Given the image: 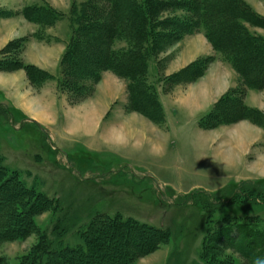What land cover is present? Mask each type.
<instances>
[{
	"label": "rangeland",
	"instance_id": "374dc122",
	"mask_svg": "<svg viewBox=\"0 0 264 264\" xmlns=\"http://www.w3.org/2000/svg\"><path fill=\"white\" fill-rule=\"evenodd\" d=\"M33 1L0 0V264H66L72 256L91 264H253L241 249L247 234L234 240L242 227L255 235L264 232V64L249 69L246 82L207 32L228 27L264 39L263 22L216 11L242 5L264 19V0H207L213 28L198 12L201 0H55L62 39L66 33L68 38L58 48L60 61L45 70L34 65L27 42L47 41L45 31L54 24L33 23L27 20L32 10L27 17L22 10L53 8ZM115 11L109 64L102 69L92 61V45L85 44L91 40L89 28L101 33ZM95 52L101 53L100 47ZM131 53L140 56L134 75L121 69ZM219 59L233 72L232 88L197 118H179L170 103L172 124L166 125L161 98L176 100ZM107 78L120 96L103 110L96 137L74 139L69 124L45 114L47 121L40 119V112L49 111L41 108L45 99L64 110L81 107ZM146 92L158 106L139 96ZM248 103L260 107L254 120L237 111ZM219 111L224 117L216 119ZM241 122L257 127L262 137H253L250 146L245 139L244 146L234 131ZM56 141L68 151L58 150ZM234 144L242 147L236 152ZM40 193L52 199L44 208L36 200ZM102 216L115 217L113 231L100 230L97 237L95 229L84 233L93 218L95 225L104 223ZM125 219L128 224L118 231L116 223ZM139 223L168 232L158 234ZM224 228H232L227 239L218 233ZM98 237L95 247L91 239ZM209 247L215 249L212 259ZM253 256L264 258V246Z\"/></svg>",
	"mask_w": 264,
	"mask_h": 264
},
{
	"label": "trees",
	"instance_id": "16d2710c",
	"mask_svg": "<svg viewBox=\"0 0 264 264\" xmlns=\"http://www.w3.org/2000/svg\"><path fill=\"white\" fill-rule=\"evenodd\" d=\"M229 1H231V0H229ZM206 2H207V0H201V4H200V8L198 9V12L200 15H205L204 18H206L208 16V21H207L208 23L207 24L211 26L210 28H213L214 27V24L212 23V21L214 22L213 16H212V14L210 15V12L209 13L207 12L206 6H205ZM213 7H215V5ZM223 8H225L226 10H222ZM223 8L219 7L216 10V11L220 10L218 12L219 16L226 17V18L233 17V16H235V17L241 16V19L246 20L247 15H249V18H251V19L254 18V20H258V22L261 21L264 23V19L260 18L259 16L254 15L245 6L228 5V8L227 7H223ZM31 10H32L31 17H29V16L27 17V15H25V12L31 11ZM141 11L143 13H146V9H141ZM22 12L27 17V20L32 21L33 23L39 24L41 26H49L48 24H51L52 22L54 24L60 18L56 12H54L50 7H48L46 5L26 6L25 8H23ZM118 18H119V15H117V12L116 11L113 12V14L110 16V18L107 19V22L102 24L103 29L101 28L102 31L99 34H95L94 32H91L92 28L91 27L89 28V30H91L89 32V34H90L89 36H90L91 40L89 42H87L85 45L86 46L92 45L91 46L92 49L90 50L92 61H93L94 65H96L97 67H100L102 69L106 68L107 63L109 64L108 61H109L110 54H111L110 45L112 43V40L115 37V30L117 27ZM143 18H145V17L143 16ZM143 22H144V20H143ZM94 34H95V36H97V38L93 37ZM141 34H142L141 32L138 33V35H141ZM207 37H210V40H212L215 47H219L222 50V56L224 57V59L228 60L230 63H232L235 66L237 73H239L241 76H243V78L246 80V82L248 80L247 73H249V69H252V68L255 69L257 64H260V65L264 64V39H259L256 36H246L240 32V29L235 31L232 28H228V27L220 28L218 26L216 29L213 28L212 30L207 32ZM133 41L136 42L134 40V38H133ZM97 44L98 45L100 44V46H98ZM134 45H135V47L138 46L137 44H134ZM97 47H100L101 53L95 52ZM135 54H132V53H131V55L127 54V56L131 59H130L128 64H125V65L123 64L124 66H121V69L128 70L131 73L133 72V75L137 74L138 69L140 68L139 66L137 67L140 56L135 55ZM82 55H84V54H82ZM77 58H78V56H77ZM83 61H85V60H83ZM31 67H32L31 65H27V64L24 65L25 69H29ZM74 67H75L74 68L75 71L76 70L78 71V69H77L78 64L74 65ZM258 82H260V81H258ZM256 84L255 85L252 84L251 86L258 88L260 86V84L259 83H258V85H256ZM146 93H141V94L139 93L140 94L139 96H142L144 98H149V99L151 98V100H152L151 102L154 103L153 104L154 107L158 106L159 105L158 103H160L159 100H157V99L155 100L151 93L150 94L149 93L146 94ZM149 99H146V101H149ZM226 111L227 112H225V113H228V112L231 113L229 108H227ZM237 111L241 112L240 118L243 117V119L247 118L249 120H252V119L254 120L255 116L258 117V111H256L255 109H249L247 106L240 107V108H238ZM217 113H218V115H217L216 119L220 118V117H224L223 111H219V112H216L214 114L216 115ZM211 115L209 114L208 116H206L207 118L209 117L208 120L211 119ZM230 115H233V114H230ZM244 116H246V117H244ZM0 167L4 168L2 165H0ZM13 173L11 174L12 177L14 176ZM9 176H10V174H6L3 178L4 181L9 179ZM24 189L26 190L25 192H29V193L32 192L31 189H29L25 186H24ZM39 195L37 196L36 200H38V202H40V200H41L39 205L41 204L42 207H40V208H44V207H46L47 204L52 202V199L50 197H48L46 194L40 193ZM102 215H104V213ZM107 217L102 216V218H104L105 221L101 225L93 224V222L97 221V218H93L92 221H90V224L86 227L84 233L87 234L90 230H93V229H95L94 231H96L95 235L96 234L98 235L100 233V230L101 231L104 230L105 232L110 231V230L113 231V228H111L112 226H111L110 220L114 221L115 217H111V219L107 218ZM128 221L129 220L125 219V220H121L120 222H117L115 228H117V230L120 231L122 229L121 227L123 225L126 226L128 224ZM250 224L251 223H247V225H250ZM138 225L141 228L145 226L148 229H150V230H152L158 234H166L168 232L167 228H163V227L158 228V227H155V226H152L149 224L143 225L140 223ZM231 229L230 228H226V229L224 228L222 231H218V233L220 235H226L225 237L227 239V237H229L228 232L231 231ZM239 231H240V233L237 236H235V240H234L235 243L237 240H239L241 233L247 234L246 235L248 237L247 243L245 240L244 241L245 243L243 245H241V249H242V251H245V254L247 256L255 259L254 256L252 257V254H254L259 249V247L264 246V232H258V235H255V234H253L254 231H252V232L251 231H249V232L245 231L243 229V227ZM115 232H116V229H115ZM112 233H114V232H112ZM41 235L44 236V235H46V233L42 232ZM97 235L95 237H97ZM98 238L99 239H95V238L91 239V240H93V242H95V243H93V244H95V245H93L95 247H98V244L101 241L100 237H98ZM86 240H88V238ZM234 241H233V244H234ZM48 246H49V243H48ZM211 249H213V248L209 247L208 254H209V257L212 259L213 254H214L213 251L215 249H213V251ZM83 250H84V252H86L87 247H84ZM85 256L87 257L88 255H85ZM101 260H104V259L101 258ZM108 263L114 264V261H111ZM66 264H91V263H89V262L88 263L76 262L72 256L69 258V260L66 261ZM98 264H104V263L102 262V263H98ZM105 264H106V262H105Z\"/></svg>",
	"mask_w": 264,
	"mask_h": 264
},
{
	"label": "crops",
	"instance_id": "0c3cea01",
	"mask_svg": "<svg viewBox=\"0 0 264 264\" xmlns=\"http://www.w3.org/2000/svg\"><path fill=\"white\" fill-rule=\"evenodd\" d=\"M39 2H45V3L47 2L52 5V8H53L52 10L54 12L59 11L58 10L59 7H56L57 5H55V0H41V1L37 0V1H33L31 4H35ZM21 6L22 5H19V7ZM30 25L34 26L33 24H30ZM61 28L62 26L60 22L58 23L56 21L53 27L49 29L47 28L45 31L46 33L45 39H47V41L41 42L39 40H34V39L31 40L32 39L31 38L30 41L27 42V51H29L30 53L29 57L31 58L34 57L32 58V60L35 61L34 62L35 66H38L39 68L45 70V69H49L48 68V66L50 65L49 62L51 61L59 62L60 61L61 53L59 52L58 48H62L63 46H65L67 42V38H68V33H66V40L62 39L64 35H62V32H60ZM33 32H35V28ZM199 41L202 42V40L200 39ZM39 46H42L43 48H39ZM35 50L37 51L35 52ZM183 59H184V55L182 56V59H181L182 62L185 61V59L184 60ZM180 64L179 66L181 67L182 64L181 65ZM233 79H234L233 72L230 69V67L227 65V63H225L221 59H219V62L217 63L214 62L209 67L206 75L201 80H199L197 83L191 85V87L187 91L180 93V95L177 97L176 100H173V99L169 100L170 98H167V99L161 98L164 111L166 115L168 116L167 117L168 121H166L165 124L166 125L172 124V122H169L170 121L169 119L170 103L173 105L179 118L184 115H186V117L195 116L194 118H197L203 113H205L206 111H208L213 106V104L225 92H227V90L232 88L233 84H235L233 83L234 81ZM111 81H112L111 78H107L105 82L106 85H104L103 89L98 90L97 95H95V97L92 100L86 102L81 107H75L71 110L61 109L60 108L61 105H54V107H51L50 103L46 101L45 99V101L41 103V108L47 110V108L49 107L48 108L49 111L48 113H46V111L45 113L40 112L39 113L40 119L47 121L48 117H45V116H49L50 118H53L57 122H60L63 124H69V132L71 133V135H73L74 139H82L83 135H91V136L96 135L97 136V134L99 133V128H100L99 122L101 121L103 110L106 109L110 105L111 102L115 101L120 96V90L118 89L117 85H112ZM247 106L252 109L253 108L260 109L259 106L253 103H250V104L248 103ZM166 108H167V112H166ZM43 114H45V116ZM15 117L17 116L15 115L14 119H16ZM72 119L74 121H71ZM34 121L41 124L43 128L47 130V128L43 125V123H41L40 121H36V120ZM234 131L237 135V136L235 135L237 137V140L242 138V143L245 141V139H249V146L252 143V141H254L253 137L255 138L262 137L258 128L247 122H241V123L236 124L234 127ZM155 132L156 130L153 133L154 137H156L155 134L157 133ZM244 133H247L248 136H246V134ZM215 135L216 137L218 136L217 133H215ZM245 142L243 143L244 146L246 144ZM57 145L60 147L58 150H60L61 152L64 153V150L68 151L67 149L60 146L58 143ZM230 147L234 148V151L237 152L238 149L241 148L242 146L240 145L239 147H237L234 144V145H231Z\"/></svg>",
	"mask_w": 264,
	"mask_h": 264
},
{
	"label": "clouds",
	"instance_id": "9594fccd",
	"mask_svg": "<svg viewBox=\"0 0 264 264\" xmlns=\"http://www.w3.org/2000/svg\"><path fill=\"white\" fill-rule=\"evenodd\" d=\"M253 264H264V258L262 257L255 258Z\"/></svg>",
	"mask_w": 264,
	"mask_h": 264
}]
</instances>
